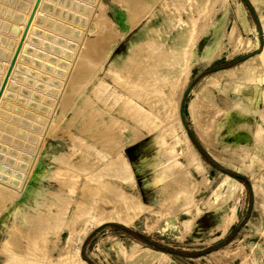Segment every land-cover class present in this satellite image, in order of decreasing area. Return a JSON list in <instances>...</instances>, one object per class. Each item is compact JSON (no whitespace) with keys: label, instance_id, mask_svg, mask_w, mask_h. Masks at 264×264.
I'll return each mask as SVG.
<instances>
[{"label":"rangeland","instance_id":"374dc122","mask_svg":"<svg viewBox=\"0 0 264 264\" xmlns=\"http://www.w3.org/2000/svg\"><path fill=\"white\" fill-rule=\"evenodd\" d=\"M28 2L0 0V67ZM185 11L190 69L173 99L191 149L164 123H135L147 108L129 79L147 61L143 42L167 38ZM36 23L0 107V185L20 188L29 174L26 195L0 194V264H70L76 251L87 264H264V0H44ZM85 162L91 172L113 167L119 179L108 168L95 177ZM61 168H72V180ZM105 182L124 191L108 209L129 223L96 224L72 211Z\"/></svg>","mask_w":264,"mask_h":264},{"label":"bare ground","instance_id":"6f19581e","mask_svg":"<svg viewBox=\"0 0 264 264\" xmlns=\"http://www.w3.org/2000/svg\"><path fill=\"white\" fill-rule=\"evenodd\" d=\"M33 1L34 0H29V2H28V4H27V6H26V9H25V12H24V14H23V16H22V19H21V21H20V25H19V29H18V31L16 32V34H15V36H14V39L11 41V43H9L10 45H9V49H7V50H9L8 52H6L7 54H6V57H5V55H4V57H5V59H4V63H3V65L0 67V82H1V80H2V78H3V75H4V72H5V69H6V66L8 65V61H9V59H10V57H11V55H12V52H13V49H14V47H15V45H16V43H17V41H18V39H19V36H20V33H21V31H22V29H23V26H24V24H25V21H26V19H27V16H28V14H29V11H30V9H31V6H32V4H33ZM206 0H202V4L205 2ZM43 3H44V0H40V2H39V4H38V6H37V8H36V11H35V13H34V16H33V18H32V21H31V23H30V25H29V28H28V31H27V33H26V36H25V38H24V40H23V43H22V46H21V48H20V51H19V53H18V56H17V58H16V61H15V64H14V67H13V69H12V72H11V74H10V76H9V78H8V82H7V84H6V87H5V89H4V91H3V94L1 95V97H0V107H1V104H2V101H3V97L5 96V93H6V91H7V89H8V87L10 86V82L12 81V79H13V75H14V72H15V70H17V67H18V64H19V62H20V59H22V56H23V53H24V50H25V46H26V43H27V41H28V39H29V37H30V35H31V33H32V31L34 30V26H35V23H36V21H38V18H39V13H40V11H41V8H42V5H43ZM212 6V5H211ZM201 9V8H200ZM208 15H205L204 16V18L202 19V20H206V17H207ZM180 18V20L179 21H177L178 22V25L172 30V32L170 33V35H168V39L167 38H164L163 40H146L145 42H143V50L141 51V53H143V55H145L146 57H147V61L145 62V63H143L142 62V64L139 66V68L137 69V71L134 73V74H131V75H129L130 76V78L129 79H133V78H135V79H133V80H136V82L138 83V86H140L141 88H139V91H134L133 92V94H132V88L130 89V90H128V92L129 93H131L132 95H135V96H137V94L141 97V98H139V101H143L145 104H146V110L145 111H141L140 112V110H137V108H135V107H138V106H135V107H133V108H135L137 111L136 112H138L139 113V115H137V117H138V119L136 118V114H135V118H136V120H135V123L137 124V122H139V123H144L145 124V126L146 127H148V128H150V129H152V130H155V129H157L158 128V126L161 124V123H164L165 125H167L169 128H170V136L173 138V140H174V142L176 143V144H178L179 145V147L181 148V149H191L190 147H191V142L189 141V138H188V136H187V134L184 132V130L181 128V127H176L175 125L177 124V122H176V119H175V113H176V105H175V102H174V97H177L178 96V94H179V92H180V90H181V88L184 86V84L186 83V81H187V76L189 75V69H190V61H191V59H190V43H191V41H193L191 38H190V35H191V33H190V31H191V29H192V25H193V16H192V13H190V12H187V11H185L184 12V18L182 17H178V19ZM37 24V23H36ZM192 38H193V36H192ZM193 43V42H192ZM6 44V43H5ZM5 46V45H4ZM192 47V46H191ZM4 50H6V49H4ZM262 53H264V49H263V52ZM261 54V53H260ZM133 77V78H132ZM128 79V78H127ZM126 79V80H127ZM128 79V80H129ZM14 80V79H13ZM127 80V81H128ZM132 80V81H133ZM126 83H128V82H126ZM126 83H124V84H126ZM121 86H123V85H121ZM126 86V85H125ZM130 86V85H129ZM127 87V86H126ZM125 87V88H126ZM134 87V86H133ZM128 88H130V87H128ZM122 89H124L123 87H122ZM136 89H138V88H136ZM140 89H141V91H140ZM125 90V89H124ZM126 90H127V88H126ZM125 90V91H126ZM143 91V92H142ZM142 92V93H141ZM124 93V92H123ZM128 93V94H129ZM141 93V94H140ZM125 95V94H124ZM127 95V94H126ZM129 96V95H128ZM126 98V97H125ZM124 98V99H125ZM128 98V97H127ZM135 98V97H134ZM137 98V97H136ZM129 99V98H128ZM122 100V99H121ZM117 101V100H116ZM129 101H130V99H129ZM131 101H132V99H131ZM141 101V102H142ZM103 102H105V101H103ZM115 102V101H114ZM135 101H133V103H134ZM140 102V103H141ZM137 103V102H136ZM131 104V103H130ZM135 104V103H134ZM108 105V104H107ZM137 105V104H136ZM132 106V105H131ZM108 107H109V105H108ZM105 108H107V106L105 107ZM123 108V107H122ZM120 109V108H119ZM139 109V108H138ZM140 109H141V107H140ZM143 109H145V108H143ZM122 110V109H121ZM124 113V112H123ZM137 113V114H138ZM119 114V113H118ZM122 114V113H121ZM133 117V119H134V116H132ZM91 118V117H90ZM132 119V118H131ZM130 119V120H131ZM132 122H134V120L132 121ZM140 125V124H139ZM142 125V124H141ZM140 125V126H141ZM104 127V126H103ZM100 131V130H99ZM107 131H108V129H107ZM104 132H106V131H104ZM110 132V131H109ZM96 133V132H95ZM98 134V133H97ZM102 134V133H101ZM100 133H99V135H101ZM103 136V135H102ZM105 136H107V135H105ZM105 136H103L104 138H106ZM97 138V137H96ZM103 138V139H104ZM110 138V137H109ZM101 139V138H100ZM102 139V140H103ZM170 139V138H169ZM111 140V139H110ZM109 141V140H108ZM112 141V140H111ZM111 143H113V142H111ZM174 143V144H175ZM97 144V143H96ZM105 144V143H104ZM107 144H108V142H107ZM109 144H110V142H109ZM113 144H115V143H113ZM170 145V144H169ZM103 146H106V145H103ZM116 145H114L113 146V148L115 147ZM171 148H172V145L170 146ZM90 148V147H89ZM92 148V147H91ZM112 148V149H113ZM103 150V149H102ZM172 150V149H171ZM85 152H87V151H85ZM99 152H101L100 150H99ZM109 152V151H108ZM107 152V153H108ZM91 153V152H90ZM90 153L88 152V154L90 155ZM95 153H97V152H95ZM102 153V152H101ZM92 154V153H91ZM103 154V153H102ZM111 154V153H110ZM93 155V154H92ZM95 155V154H94ZM98 155V154H97ZM114 156H115V158L116 159H114V161L115 160H117L116 162H118V163H116V164H118L119 165V168L120 169H122L121 171H123V173H124V171L126 172V173H124L123 174V176H125V177H123V178H125V180L126 179H128V178H126V177H128V173H129V171H127V169H126V166H125V162H126V158H125V156H123V154H122V152L121 151H118V153L116 152V153H114L113 154ZM112 155V156H113ZM172 155V154H171ZM96 156V155H95ZM99 156V155H98ZM102 157V159H103V156H101ZM96 159H101V158H97V157H95ZM94 160V159H93ZM93 160H92V163H93ZM113 160V159H112ZM89 161V160H88ZM99 161V160H98ZM102 161V160H101ZM107 161V160H106ZM106 161H102V162H104L105 164H106ZM156 161V160H155ZM90 162V161H89ZM89 162H88V166L90 165L89 164ZM154 162V161H153ZM79 163V162H78ZM96 163V162H95ZM95 163H93V164H95ZM97 163H99V162H97ZM96 163V164H97ZM103 163V164H104ZM108 163V162H107ZM115 163V162H114ZM69 164H71V163H69ZM68 164V166H70ZM77 164V163H76ZM102 164V165H103ZM104 164V165H105ZM165 164H167L166 162H165ZM71 165H73V164H71ZM67 166V165H66ZM74 166H76V165H74ZM79 166V165H78ZM83 166H84V164H83ZM106 166V165H105ZM107 166H109V165H107ZM167 167L166 168H168L169 170L170 169H172V168H175L174 167V165H172L173 167H170L169 168V166H171V165H169V163H168V165H166ZM62 167V166H61ZM72 167V166H71ZM77 167V166H76ZM81 166H79L78 168L79 169H82V170H84V167L82 168H80ZM86 167V166H85ZM93 167V166H92ZM95 167H97V165L95 166ZM94 167V168H95ZM102 167V171H103V169L105 168V167H103V166H101ZM69 168V167H68ZM73 168V167H72ZM71 168V169H72ZM75 168V167H74ZM73 168V169H74ZM90 168H91V166H89V167H87V168H85V171L86 170H88V172H89V170H90ZM100 168V167H99ZM108 168V167H107ZM107 168H105L106 169V171H107ZM112 168L113 167H110L109 166V168H108V171L110 172V170H111V172H110V174L111 173H113V171H115V170H112ZM165 168V169H166ZM62 170L64 169V172L63 171H60V172H62V173H66L68 170H71V169H68L67 170V168L65 169V168H61ZM75 169H77V168H75ZM96 169V168H95ZM125 169V170H124ZM65 170H67L66 172H65ZM101 170H100V172H101ZM168 170V171H169ZM174 170V169H173ZM99 171V170H98ZM105 171V172H106ZM167 171V170H166ZM69 172L70 171H68L67 173L69 174ZM72 172V171H71ZM90 172H91V170H90ZM94 174H93V173ZM92 172H91V175H95V173H100V172H95V170L93 171L92 170ZM104 172V171H103ZM104 172V173H105ZM108 172V173H109ZM128 172V173H127ZM171 172V171H170ZM174 172V171H173ZM173 172H171L170 174L171 175H173ZM73 173V172H72ZM103 173V174H104ZM107 172H106V176H108V177H111V179H112V177L114 178L115 177V179H119V177L118 176H116L114 173H113V175L111 174V176H110V174H108ZM61 174V173H60ZM87 174H89V173H87ZM87 174H86V178H88L87 177ZM101 175H102V173H100ZM108 174V175H107ZM29 175V174H28ZM27 175V179L29 178V176ZM61 175H63V174H61ZM65 175V174H64ZM70 175L71 174H69V176L68 177H70ZM115 175V176H114ZM171 175L170 176H166V177H170L171 178ZM97 175H95V177H96ZM99 176V175H98ZM103 176V175H102ZM101 176V177H102ZM176 176V175H175ZM181 176V175H180ZM179 176V177H180ZM66 177H67V175H65V176H63V180L66 182V180L67 181H69V178H67L66 179ZM72 177V176H71ZM71 177H70V179H71ZM95 177H89V179H90V181L89 182H92L91 180H92V178H95ZM100 177V176H99ZM105 177V176H104ZM174 177V176H173ZM178 176H176V178H177ZM179 177H178V179H179ZM98 178V177H97ZM106 178V177H105ZM165 178V177H164ZM176 178H174V179H176ZM27 179L26 180H24L23 182H22V185L20 186V188H17V187H13V189H11L10 187L9 188H7V187H4V186H2V185H0V194H3V193H12V194H14V193H16L17 194V196H21V195H26V191L28 190H25V187H26V181H27ZM96 179V178H95ZM94 179V180H95ZM110 179V180H111ZM166 179V178H165ZM62 179H61V181H63ZM72 180V179H71ZM84 180V179H83ZM97 180V179H96ZM102 180H103V178H102ZM121 180V179H120ZM123 181L124 183L125 182H127V181ZM168 180V179H167ZM75 180L73 179V181L72 182H74ZM85 181L86 180H84V182L83 183H85ZM87 181H88V179H87ZM100 181H101V179H100ZM106 181H108L109 182V180L107 179ZM60 182V181H59ZM98 182H99V178H98ZM107 182V183H108ZM167 182H169V181H167ZM166 182V183H167ZM68 183V182H67ZM100 184H102L103 185V181H102V183L101 182H99ZM106 183V182H105ZM104 183V184H105ZM107 183L105 184V186L107 187H105V186H98V184H96V185H90L89 186V188L87 189V191H86V194L87 195H85V199L83 200V202L80 204V205H78L79 203H76V205H78L76 208H75V210L73 209L72 211L74 212V214H77L78 215V217H79V215L81 216V215H83V218H84V216L85 217H87L86 219H84V220H86V221H89V222H92V223H96V224H101V223H103V222H107V221H119V222H126V223H129L130 222V220H129V218L128 217H126V216H123L121 213H119V212H117V211H115V210H111V209H108V205H110L109 203H110V201H112L113 203L114 202H116V201H119V199L120 198H123L124 197V191L123 190H121V189H119L118 187L117 188H114V187H116L117 185H115L114 187H113V185L111 186V189H109L110 187H108V185H107ZM111 183V182H110ZM128 183H129V181H128ZM63 184V183H62ZM62 184H61V186L60 187H62ZM69 184H71V181H70V183ZM82 184V183H81ZM90 184H92V183H90ZM94 184V183H93ZM99 184V185H100ZM113 184H116V183H113ZM59 185H60V183H59ZM64 185V184H63ZM72 185H75V182L72 184ZM88 185H89V183L87 184L86 183V187H88ZM111 184H109V186H110ZM165 185V184H164ZM167 185V184H166ZM80 186H82V185H80ZM80 186L78 187V188H80ZM119 186V185H118ZM73 187V186H72ZM72 187H70V188H72ZM77 187V186H76ZM83 187V186H82ZM80 188V191H81V189L83 190V188L85 187H83V188ZM97 187V188H96ZM112 187H113V189H112ZM120 187V186H119ZM160 187H162L161 185L159 186V188ZM164 188H165V186H163ZM121 188V187H120ZM9 189V190H8ZM10 189L11 190H13L14 191V193H13V191L12 192H9L10 191ZM60 189V188H59ZM85 190H86V188H84ZM109 189V190H108ZM160 190V189H159ZM84 191V190H83ZM83 191H81V195H82V197H84L83 196ZM16 194H14V195H16ZM99 194H100V197H102L101 199L99 198H97L98 196H99ZM91 197H89V196ZM98 195V196H97ZM88 196V197H87ZM78 198H79V200H80V197H79V194H78ZM178 198V197H177ZM183 198V197H182ZM77 199V198H76ZM176 199V198H175ZM63 201H65L64 199H62ZM183 200V199H182ZM79 202V201H78ZM74 203V202H73ZM161 203V202H160ZM174 203H175V201H174ZM180 203V202H179ZM75 205V204H74ZM75 205V206H76ZM138 205V204H137ZM74 206V207H75ZM140 206V205H139ZM180 206V205H179ZM179 206L178 207H174L175 209H180L179 208ZM182 206H184V205H182ZM186 206V205H185ZM184 206V207H185ZM186 208V207H185ZM37 209V208H36ZM160 209V208H159ZM162 209H164V208H162ZM184 209V208H183ZM58 210L60 211V209H57V211L55 212L56 214H57V212H58ZM165 210V209H164ZM39 211V210H38ZM47 211L48 210H46V215H47ZM157 211H160V210H157ZM177 211V210H176ZM186 211H187V209H186ZM42 212V211H41ZM43 212H45V210L43 211ZM49 212V211H48ZM61 212V211H60ZM72 212V213H73ZM162 212V211H161ZM51 210H50V213H49V215H51ZM63 213V212H62ZM44 214V213H43ZM43 214H41V216L43 215ZM53 215H54V213L52 214V217H53ZM58 215H59V213H58ZM61 215V214H60ZM63 215V214H62ZM230 215V214H229ZM233 215V214H232ZM40 216V215H39ZM44 216L45 215H43V219L45 220V218H44ZM55 216V215H54ZM231 216V215H230ZM46 217V216H45ZM232 217V216H231ZM40 218V217H39ZM48 218V217H47ZM55 217H53L52 218V221H53V219H54ZM58 218V217H57ZM77 218V217H76ZM80 218V217H79ZM40 219H42V217L40 218ZM40 219H38V220H40ZM48 219H51V217L50 218H48ZM48 219H47V221H48ZM56 219V218H55ZM59 220H62V222H63V219L62 218H60ZM65 220V219H64ZM51 221V220H50ZM55 221V220H54ZM57 221V220H56ZM228 221V220H227ZM36 222H37V220H36ZM39 222V221H38ZM42 223H43V221H41ZM46 222V221H45ZM66 222V221H65ZM229 222V221H228ZM23 223H25V222H23ZM50 222H48V224H49ZM53 223V222H52ZM57 223H59V221L57 222ZM64 223V222H63ZM62 223V224H63ZM41 224V223H40ZM51 224V223H50ZM36 225H37V223H36ZM45 225L47 226V223H45ZM50 225H48V227H46L45 228V226L43 225V227H44V229L45 230H47V228H50L49 227ZM67 226V225H66ZM68 226H69V228H68ZM67 226V228L68 229H71L72 227H73V224H72V226L70 225V221H69V225ZM70 226H71V228H70ZM43 227H42V229H43ZM36 229H38V230H40L41 231V229H39L38 227L36 228ZM35 229V230H36ZM34 230V231H35ZM28 231V230H27ZM26 231V232H27ZM33 231V232H34ZM48 231V230H47ZM36 233H37V231H35ZM35 232L33 233L34 235H35ZM43 232V231H42ZM42 232H40V233H42ZM39 233V232H38ZM39 233V234H40ZM24 234V233H23ZM28 234H30L29 232H28ZM33 234H31L32 236H33ZM43 234H44V232H43ZM86 234V229H84V230H82V232H81V234L79 235V238H78V240L80 241V239L84 236ZM24 235H26V234H24ZM30 235V237L32 238V236ZM27 236V235H26ZM29 236V235H28ZM35 236H37V235H35ZM30 237H28V238H30ZM23 238V237H22ZM27 238V239H28ZM31 238L29 239V240H31ZM41 238H43V236H39V239H40V242H41ZM23 239H26V237L25 238H23ZM37 239V238H36ZM13 240V239H12ZM35 240V239H34ZM26 241H28V240H26ZM40 242L39 241H37V243H39L40 244ZM27 243V242H26ZM36 243V242H35ZM42 245V244H41ZM24 246H25V244H24ZM27 246H29V245H27ZM32 248H34V247H39L38 246V244H37V246H31ZM31 247H29V248H31ZM41 247V246H40ZM39 247V248H40ZM24 249V248H23ZM28 249V248H27ZM35 249V248H34ZM12 250V249H11ZM24 251H25V249H24ZM23 251V252H24ZM28 251H29V253H30V250L28 249L27 250V252L26 253H28ZM40 251H41V248H40ZM39 251V252H40ZM35 252V251H34ZM36 252H37V250H36ZM39 252H37V253H39ZM17 253V252H16ZM158 253H160V252H158ZM31 254V253H30ZM41 254V253H40ZM14 255H17V254H14ZM35 255H36V253H35ZM46 254H44L43 255V259H44V256H45ZM50 254L48 253V256H49ZM75 255H76V257L73 259H70V261H69V263L70 264H87L86 263V261H84L83 259L84 258H82L81 256H79L78 257V251H76L75 252ZM24 256H25V254H24ZM33 256V255H32ZM40 256V255H39ZM38 256V257H39ZM45 257H47V255L45 256ZM14 258V257H13ZM12 258V259H13ZM16 258V257H15ZM31 258V257H30ZM33 258H36V256H34ZM33 258L30 260V261H32L33 260ZM49 258V257H48ZM38 259V258H37ZM47 259V258H46ZM29 260V259H28ZM27 260V261H28ZM36 260V259H35ZM35 260H34V262H35ZM26 261V264L28 263ZM46 261V260H45ZM21 262H24V261H21ZM39 262H43V261H39ZM49 262V259H48V261H47V263ZM30 263V262H29ZM31 263H33V262H31ZM38 263V262H37ZM44 263V262H43ZM46 263V264H47ZM55 263V262H54ZM57 263V262H56ZM21 264V263H20ZM38 264H41V263H38Z\"/></svg>","mask_w":264,"mask_h":264},{"label":"water","instance_id":"95a60500","mask_svg":"<svg viewBox=\"0 0 264 264\" xmlns=\"http://www.w3.org/2000/svg\"><path fill=\"white\" fill-rule=\"evenodd\" d=\"M39 2H40V0H34L33 1V4L31 6V9H30L29 14L27 16V19H26L25 24L23 26V29H22V31L20 33L19 39H18V41H17V43H16V45H15V47L13 49V52H12V55H11L10 59L8 61V65L6 66L3 78H2V80L0 82V97L3 94V91H4L5 87H6V84L8 82V78H9L11 72H12V69L14 67L16 58L18 56V53H19L20 48L22 46L23 40H24V38L26 36V33L28 31V28H29V25H30V23L32 21V18L34 16V13L36 11V8H37ZM21 17L22 16H20L19 19H21ZM9 43H11V41ZM6 54H5V57H6ZM183 103H184V96H182L181 101H180V107H179L180 117L182 115Z\"/></svg>","mask_w":264,"mask_h":264},{"label":"trees","instance_id":"16d2710c","mask_svg":"<svg viewBox=\"0 0 264 264\" xmlns=\"http://www.w3.org/2000/svg\"><path fill=\"white\" fill-rule=\"evenodd\" d=\"M244 1H245V0H244ZM188 135H189L191 141L193 142V144H194V145L196 146V148L198 149V151L202 154V156H203L207 161H209L211 164L215 165V163H214L213 161H211V160L209 159V157H207L205 154H203L202 149H201V148L198 146V144L195 142V140H194V138H193V136L191 135L190 132H188ZM228 173H229L230 175L236 177L238 180L244 182V183L248 186V181H247L244 177H241V176H239V175H237V174H234V173H231V172H228Z\"/></svg>","mask_w":264,"mask_h":264}]
</instances>
